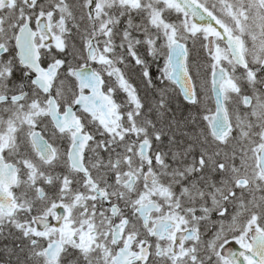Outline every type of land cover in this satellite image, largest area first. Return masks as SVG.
<instances>
[{
    "label": "snow or ice",
    "instance_id": "6c2138e0",
    "mask_svg": "<svg viewBox=\"0 0 264 264\" xmlns=\"http://www.w3.org/2000/svg\"><path fill=\"white\" fill-rule=\"evenodd\" d=\"M0 264H264V0H0Z\"/></svg>",
    "mask_w": 264,
    "mask_h": 264
},
{
    "label": "flooded vegetation",
    "instance_id": "af4514ba",
    "mask_svg": "<svg viewBox=\"0 0 264 264\" xmlns=\"http://www.w3.org/2000/svg\"><path fill=\"white\" fill-rule=\"evenodd\" d=\"M233 248H236V249H238V245H236L234 242L232 243V245H231Z\"/></svg>",
    "mask_w": 264,
    "mask_h": 264
}]
</instances>
